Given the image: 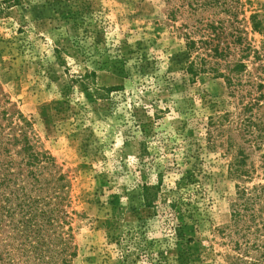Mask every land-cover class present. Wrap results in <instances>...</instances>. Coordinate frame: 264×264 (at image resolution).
I'll list each match as a JSON object with an SVG mask.
<instances>
[{
  "label": "rangeland",
  "instance_id": "obj_1",
  "mask_svg": "<svg viewBox=\"0 0 264 264\" xmlns=\"http://www.w3.org/2000/svg\"><path fill=\"white\" fill-rule=\"evenodd\" d=\"M188 1L0 0V94L65 176L72 264H264L232 216L236 185L264 184V28L249 21L264 0L232 7L263 56L231 86L189 74L185 52L200 19L234 17Z\"/></svg>",
  "mask_w": 264,
  "mask_h": 264
},
{
  "label": "trees",
  "instance_id": "obj_2",
  "mask_svg": "<svg viewBox=\"0 0 264 264\" xmlns=\"http://www.w3.org/2000/svg\"><path fill=\"white\" fill-rule=\"evenodd\" d=\"M238 2L188 1L195 9L222 6L227 14L234 17H208L206 21L202 18L201 26H196L202 35L196 38L193 32L186 34L185 64L189 74L199 75L211 69L231 86L240 81V74L247 70L246 59L252 50L255 58L263 56L260 49L244 44L236 24L238 15L232 12V7ZM261 6L249 17L253 31L259 32L264 28V2ZM226 20L231 22L233 30L228 38L224 36ZM232 54L239 56L230 60ZM221 60H226L225 70L220 68ZM208 63L218 67L208 68ZM2 97L0 94V261L3 264H72L77 256V246L71 224L72 215L77 212L69 210L67 186L63 182L65 176L59 171L52 154L36 146L30 130L32 122L23 113L7 108L9 101ZM254 99L255 102L251 100L246 104L250 110H253V105H260L261 99ZM224 118L226 115H218V130ZM248 122L249 125L254 123L251 117ZM244 165L245 157L237 154L232 163L234 177L242 179L249 175ZM236 187L237 198L232 213L236 233L248 240L254 235L258 244L254 241L253 244L264 249V184L249 187L238 183ZM237 245L240 246V240Z\"/></svg>",
  "mask_w": 264,
  "mask_h": 264
}]
</instances>
